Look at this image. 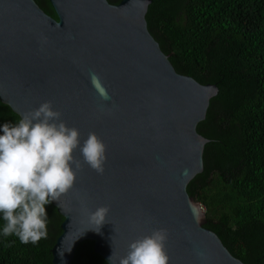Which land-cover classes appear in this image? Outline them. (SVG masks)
<instances>
[{
    "label": "water",
    "instance_id": "obj_1",
    "mask_svg": "<svg viewBox=\"0 0 264 264\" xmlns=\"http://www.w3.org/2000/svg\"><path fill=\"white\" fill-rule=\"evenodd\" d=\"M49 1L56 18L35 0H0V101L20 117L49 100L81 142L94 132L106 149L102 173L83 164L50 202L63 217L52 264H72L84 240L118 264L131 241L160 227L168 264H244L203 226L186 189L203 170L209 139L196 126L218 86L175 70L148 30L151 0ZM93 72L108 99L90 83ZM100 205L108 212L96 232L87 212Z\"/></svg>",
    "mask_w": 264,
    "mask_h": 264
},
{
    "label": "trees",
    "instance_id": "obj_2",
    "mask_svg": "<svg viewBox=\"0 0 264 264\" xmlns=\"http://www.w3.org/2000/svg\"><path fill=\"white\" fill-rule=\"evenodd\" d=\"M35 2L57 17L49 0ZM145 18L178 73L218 86L196 126L209 139L203 170L186 187L204 209L202 224L244 264H264V0H151ZM18 118L0 101V123ZM45 210L47 237H0V264H52L63 217L51 203ZM72 264L105 262L84 240Z\"/></svg>",
    "mask_w": 264,
    "mask_h": 264
},
{
    "label": "clouds",
    "instance_id": "obj_3",
    "mask_svg": "<svg viewBox=\"0 0 264 264\" xmlns=\"http://www.w3.org/2000/svg\"><path fill=\"white\" fill-rule=\"evenodd\" d=\"M89 80L101 98L108 99L98 74L90 73ZM105 160L104 142L94 132L81 142L79 130L66 124L49 100L15 122L0 123V237L15 236L24 244L46 238L45 205L72 188L83 164L102 173ZM107 212L105 205L88 211L92 227L87 229L99 232ZM166 240L167 229L154 228L131 241L118 264H168ZM108 262L116 264L113 253Z\"/></svg>",
    "mask_w": 264,
    "mask_h": 264
},
{
    "label": "bare ground",
    "instance_id": "obj_4",
    "mask_svg": "<svg viewBox=\"0 0 264 264\" xmlns=\"http://www.w3.org/2000/svg\"><path fill=\"white\" fill-rule=\"evenodd\" d=\"M263 188H264V187H263ZM254 194H255V192H254ZM258 194H259V192H258ZM258 194H257V195H258ZM254 198H255V197H254ZM237 258H238V257H237Z\"/></svg>",
    "mask_w": 264,
    "mask_h": 264
},
{
    "label": "rangeland",
    "instance_id": "obj_5",
    "mask_svg": "<svg viewBox=\"0 0 264 264\" xmlns=\"http://www.w3.org/2000/svg\"><path fill=\"white\" fill-rule=\"evenodd\" d=\"M204 210V209H203Z\"/></svg>",
    "mask_w": 264,
    "mask_h": 264
}]
</instances>
